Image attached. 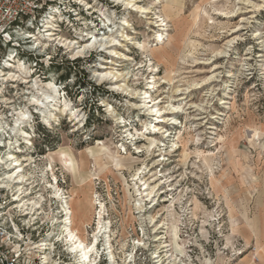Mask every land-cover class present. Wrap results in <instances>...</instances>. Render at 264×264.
<instances>
[{"label": "rangeland", "instance_id": "1", "mask_svg": "<svg viewBox=\"0 0 264 264\" xmlns=\"http://www.w3.org/2000/svg\"><path fill=\"white\" fill-rule=\"evenodd\" d=\"M76 2L0 74V261L81 264L69 205L85 246L105 228L90 264H264V0ZM10 153L22 187L3 180Z\"/></svg>", "mask_w": 264, "mask_h": 264}, {"label": "built area", "instance_id": "2", "mask_svg": "<svg viewBox=\"0 0 264 264\" xmlns=\"http://www.w3.org/2000/svg\"><path fill=\"white\" fill-rule=\"evenodd\" d=\"M76 1L78 0H0V74L7 69L6 65H13L18 59L24 63L26 58L20 57L23 56L20 45L29 46L33 38V27L37 22L42 23L44 29L59 28L80 7ZM4 49H7L5 53ZM3 147L0 142V150ZM0 190H4L2 185ZM6 203V199L0 201V210ZM7 216L11 223L14 217H10V214ZM7 234L5 227L0 225V237ZM0 262L18 264V257L4 258Z\"/></svg>", "mask_w": 264, "mask_h": 264}, {"label": "bare ground", "instance_id": "3", "mask_svg": "<svg viewBox=\"0 0 264 264\" xmlns=\"http://www.w3.org/2000/svg\"><path fill=\"white\" fill-rule=\"evenodd\" d=\"M118 2V1H117ZM125 2V1H124ZM123 3V2H122ZM125 4V3H124ZM127 4H130V2H127ZM146 12V11H145ZM109 20H107V22H108ZM161 27V26H163V25H158V27ZM47 28H49L48 26H47ZM54 31V30H52L51 28H49L46 32H48L47 34H46V41H54V40H56V38L54 39V38H52L53 36H54V33H52V32ZM86 36V35H85ZM110 36V35H109ZM109 36L108 37H102V38H97L96 36H94V35H91V36H88V39L85 41V42H88L89 40H90V44L88 45V46H84V48L85 47H91V46H94V47H96L95 45H97V44H99L100 43V41H103V40H109ZM111 37V36H110ZM59 38V37H58ZM113 38V37H112ZM159 38H161V36H159ZM107 40V41H108ZM64 41V40H63ZM126 41V40H125ZM109 42V41H108ZM112 42V39L110 40V43ZM158 42H161V40L159 39L158 40ZM68 43V42H67ZM66 43V44H67ZM107 43V42H106ZM105 43V44H106ZM65 44V45H66ZM101 45H104V43L103 44H101ZM110 46H113V45H110ZM78 48V47H77ZM107 48H109V46L107 47ZM107 63L106 64H108V61H106ZM18 63V62H17ZM112 63V62H111ZM110 63V64H111ZM6 67L7 68H14V69H16V72H21V71H23V69L25 68H22V66H21V64H18V65H6ZM107 69V68H106ZM25 70V69H24ZM110 73V72H109ZM9 75V74H8ZM15 75V74H14ZM107 75H108V73H107ZM2 76H4V75H2ZM10 76V75H9ZM102 76V75H101ZM103 76H106V75H103ZM110 76V75H109ZM109 76H107L108 78H110ZM118 76V75H117ZM116 76V77H117ZM11 77H14V76H12L11 75ZM115 77V76H114ZM13 79V78H12ZM104 79V78H103ZM111 79H112V77H111ZM55 90V89H54ZM177 91V90H176ZM44 98H43V101H39V100H35L34 102H35V105L36 106H41V108H42V106H44L45 105V103H47V104H50L52 101H54L52 98H51V96H49V94H45L44 96H43ZM46 104V105H47ZM222 104V103H221ZM223 104H225V103H223ZM48 107V106H47ZM150 108H153V107H150ZM47 110V109H46ZM44 112V111H43ZM178 113V111H173V112H171L170 114H177ZM18 114V117H16V119H15V121H14V125H13V128H12V131H15L16 132V134L18 133H21L22 134V136L24 137V138H28V135H27V133H25L24 131H23V129H22V124L24 123V122H26V120H27V117H26V114H24V113H17ZM30 115V114H29ZM47 115V114H46ZM29 118V117H28ZM44 118H46V117H44ZM159 118H161L160 120H158L157 121V123L158 124H163V123H165L164 121H165V119H166V121H169L168 119V117H163V116H159ZM158 118V119H159ZM46 120V119H45ZM28 123V122H27ZM165 124H167V123H165ZM171 125L173 124V123H170ZM174 125V124H173ZM25 126V125H24ZM153 128H155L154 130H153V133L154 132H156V131H159V130H161V129H163L162 127L160 128V126L159 125H155ZM8 130H10L9 128H8ZM14 134V133H13ZM163 135V134H162ZM17 136V135H16ZM20 137V136H19ZM18 143V142H17ZM149 145H154V140L152 141V139L150 140V143H149ZM158 147V146H157ZM156 147V148H157ZM20 154V153H19ZM28 159V158H27ZM31 160V159H30ZM23 162H26V159L24 158V157H22V156H15L14 154H12V153H10V154H7L6 155V157H5V163H8L9 165H10V167L7 169V172L5 173V177H4V179H7V180H12L13 182H14V184H18V185H23V181L25 180V176L23 175V172H24V167H25V165H23ZM2 164H4V163H2ZM28 165V164H27ZM54 178V177H53ZM27 180V179H26ZM25 180V181H26ZM139 180V179H138ZM17 186V185H16ZM151 186V185H150ZM22 187V186H21ZM153 187H155V186H153ZM10 188V187H9ZM151 188V187H150ZM11 189V188H10ZM17 190H21V188L19 189V188H16ZM158 189V188H157ZM15 190V189H14ZM148 190L150 191V189L148 188ZM16 191V190H15ZM18 191V192H19ZM55 191H56V193L58 192V190L57 189H55ZM159 190H157V192H158ZM139 192V191H138ZM147 192V191H146ZM15 193V192H14ZM28 193V192H27ZM153 193V190H151L150 192H148L147 193V196L149 197L151 194ZM139 194V193H138ZM143 194H145V193H143ZM30 195V194H29ZM15 196V195H14ZM28 196V194H22V192H19L18 194H16V196H15V199H13V200H15L17 203H19V202H21V201H24L23 200V198H25V197H27ZM141 196V195H140ZM143 196H145V195H143ZM13 197V196H12ZM147 198V197H146ZM154 198V197H153ZM152 198V199H153ZM145 199V198H144ZM28 200V199H27ZM26 200V201H27ZM78 201V200H77ZM32 202V201H31ZM138 202V201H137ZM136 202V203H137ZM141 202V201H140ZM66 203V202H65ZM32 203H28L27 202V204H23L22 203V206H30ZM100 204V203H99ZM139 204H141V203H139ZM138 205V204H137ZM68 207H66L67 208V212H66V214H65V216H67L65 219H64V221L63 222H61L62 223V225L64 226L63 228H64V231H66V240L68 241V243H69V246H70V248H71V251H73V252H75V253H78V255L80 256V261H81V264H90V259H91V255L92 254H94L95 252H96V247H95V245H96V243H97V238H98V235L100 234V233H105L104 231V229L105 228H103V225H101V221H99L98 222V227H97V235H93V237H94V240H92L93 241V243L92 244H90L89 246H85L84 245V243L80 240V238H78L77 237V235L71 230V228H70V226L72 225V222H71V220H70V217H68V216H70V214H71V212H70V209H71V207H69V205H67ZM71 206V205H70ZM136 206V205H135ZM33 208V207H32ZM136 209H137V206L135 207ZM139 208V207H138ZM100 210V209H99ZM100 211H102V210H100ZM144 212V211H143ZM98 214H100V212L98 213ZM102 214V213H101ZM100 214V215H101ZM98 216V215H97ZM98 218H100V217H98ZM98 218H97V220H98ZM100 220V219H99ZM142 220V219H141ZM150 222V221H149ZM143 223V222H142ZM151 223V222H150ZM157 224V223H156ZM155 225V224H154ZM158 227V226H157ZM159 228V227H158ZM161 228V227H160ZM109 230V229H108ZM107 230V231H108ZM154 231V230H153ZM109 233V232H108ZM157 233V232H156ZM101 236H103V235H101ZM92 237V238H93ZM99 237H100V235H99ZM162 238V237H161ZM156 239V238H155ZM107 240V239H106ZM157 241V240H156ZM108 242V241H107ZM159 242V241H158ZM141 243V242H140ZM110 245V244H109ZM108 248V247H107ZM48 250V249H47ZM180 251V253H183V251L182 250H179ZM72 253V252H71ZM110 253V252H109ZM98 254V253H97ZM77 255V254H76ZM114 255V254H113ZM112 256V255H111ZM156 258H158V256L156 257ZM79 260V259H78ZM109 260H111L110 258H109ZM113 260V259H112ZM112 262V261H111ZM80 263V262H79Z\"/></svg>", "mask_w": 264, "mask_h": 264}, {"label": "trees", "instance_id": "4", "mask_svg": "<svg viewBox=\"0 0 264 264\" xmlns=\"http://www.w3.org/2000/svg\"><path fill=\"white\" fill-rule=\"evenodd\" d=\"M20 57L22 58L23 56H20ZM65 79H66V76H63V77L60 78V81L65 82ZM74 85L78 88V90H82V91H84L86 87H89L94 94H97V89L98 88H96L91 83L76 81ZM64 88H66V87H64Z\"/></svg>", "mask_w": 264, "mask_h": 264}]
</instances>
